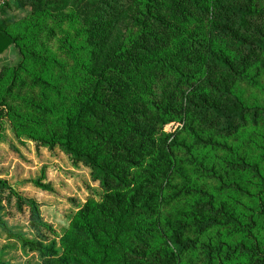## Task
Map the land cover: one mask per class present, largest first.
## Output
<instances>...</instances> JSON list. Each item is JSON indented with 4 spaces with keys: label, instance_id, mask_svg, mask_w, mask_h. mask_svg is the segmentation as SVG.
<instances>
[{
    "label": "trees",
    "instance_id": "16d2710c",
    "mask_svg": "<svg viewBox=\"0 0 264 264\" xmlns=\"http://www.w3.org/2000/svg\"><path fill=\"white\" fill-rule=\"evenodd\" d=\"M263 1L0 4V56L25 42L21 64L0 71V118L10 117L37 145L57 147L72 163L84 165L103 192L99 202L78 210L59 247L44 244L42 230L51 228L42 224L37 205L15 195L17 210L27 208L36 234L35 241L22 244L41 264H180L196 251L204 264H264V243L253 235L264 204L245 217L217 204L206 188L172 185L179 155L218 195H247V181L257 182L264 195V175L231 145L245 128L264 124V107L247 105L238 89L245 85L264 93ZM9 11L28 14L11 17ZM32 18L50 22L60 34L65 23L78 26L72 42L64 37L59 48L70 63L26 33L25 20ZM27 89L39 91L38 101L19 97ZM171 123L180 128L165 132ZM198 151L221 157L206 167ZM4 191L10 200L12 191L0 181V195ZM182 196L191 197L192 205L180 219L160 226V208ZM0 227L6 231L1 222ZM219 227L239 241L199 242Z\"/></svg>",
    "mask_w": 264,
    "mask_h": 264
},
{
    "label": "rangeland",
    "instance_id": "374dc122",
    "mask_svg": "<svg viewBox=\"0 0 264 264\" xmlns=\"http://www.w3.org/2000/svg\"><path fill=\"white\" fill-rule=\"evenodd\" d=\"M3 2L13 7L15 0H1L0 4ZM9 13L11 17L21 18L28 14L26 12L17 15L10 11ZM25 21L28 25L26 33L32 32L37 36V46L51 50L62 62H68L59 48L64 37L72 42V36L78 28L77 25L63 24L61 26L63 31L60 34L56 29L53 32L51 23L42 18ZM23 44L25 42L11 46L0 56V71L4 68L13 69L21 64ZM26 67L29 71L41 70L39 65L35 68L28 65ZM261 84L264 88V80ZM238 89L247 105L264 107V93L252 90L245 85L239 86ZM19 97L26 101H38L39 91L32 92L27 89L19 92ZM16 104L23 106L20 101ZM179 128L178 123H171L164 128V131L173 133ZM231 145L238 147L239 156L246 162L257 165L259 172L264 175V160L262 159L264 124L245 128L239 137L231 142ZM195 155L203 160L206 167L214 166L221 157L220 153L208 151H198ZM175 158L179 172L172 179L173 186H186L192 189L206 188L207 192L215 196L217 204H224L230 213L245 217L251 216L253 212H259L260 204H264V195L260 194L257 182L247 181L243 186L246 188L244 190L247 195L238 196L227 192L218 195L215 185L206 183L202 176L182 163L183 157L176 155ZM179 158L181 160H178ZM90 174L88 168L82 164L72 163L57 147L49 150L37 145L29 134L21 133L16 128L10 117L0 118V181L5 182L8 190L13 193L10 200L8 191L0 195V222L6 229L4 231L0 227V264H41L38 254L22 244V241H35L36 234L30 228L27 208H23L22 211L17 210L15 195L31 200L37 205L42 224L51 228V231L45 227L42 230V235L47 240L44 244L53 241L59 247L60 239L67 233L69 224L78 210L89 201L99 202L103 196L98 183L91 179ZM36 182L48 187L49 191L39 190L35 186ZM192 203L191 197L182 196L162 206L159 211L158 224L162 226L180 219ZM263 217L257 220L253 230V235L261 243H264V226L261 223ZM227 232V228L219 227L209 230L198 240L200 243L208 242L213 246L219 242L236 244L239 238L228 239ZM180 264H204L203 253L201 251L189 252L181 258Z\"/></svg>",
    "mask_w": 264,
    "mask_h": 264
}]
</instances>
